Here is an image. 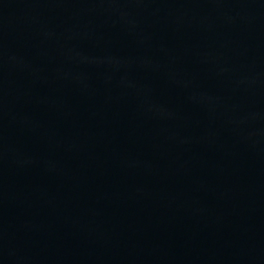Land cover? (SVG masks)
Here are the masks:
<instances>
[{
	"label": "water",
	"instance_id": "water-1",
	"mask_svg": "<svg viewBox=\"0 0 264 264\" xmlns=\"http://www.w3.org/2000/svg\"><path fill=\"white\" fill-rule=\"evenodd\" d=\"M0 264H264V0H0Z\"/></svg>",
	"mask_w": 264,
	"mask_h": 264
}]
</instances>
